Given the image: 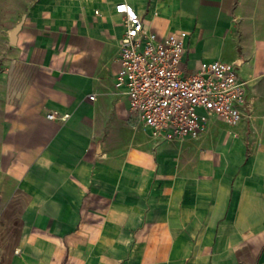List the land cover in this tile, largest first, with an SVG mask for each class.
Masks as SVG:
<instances>
[{
    "label": "crops",
    "instance_id": "crops-1",
    "mask_svg": "<svg viewBox=\"0 0 264 264\" xmlns=\"http://www.w3.org/2000/svg\"><path fill=\"white\" fill-rule=\"evenodd\" d=\"M121 3L161 39L187 31L186 72L237 63L251 116L213 119L184 141L138 125L116 87ZM17 11L0 2V216L10 230L20 221L8 264H264V0H41Z\"/></svg>",
    "mask_w": 264,
    "mask_h": 264
},
{
    "label": "built area",
    "instance_id": "built-area-1",
    "mask_svg": "<svg viewBox=\"0 0 264 264\" xmlns=\"http://www.w3.org/2000/svg\"><path fill=\"white\" fill-rule=\"evenodd\" d=\"M116 11L124 15L126 27L118 43L116 87L128 97L130 116L152 137L197 139L213 119L235 126L251 116L249 81L240 77L237 63L203 62L196 72H186L187 31H172L161 39L129 3L117 5ZM48 117L57 118L54 113Z\"/></svg>",
    "mask_w": 264,
    "mask_h": 264
},
{
    "label": "rangeland",
    "instance_id": "rangeland-1",
    "mask_svg": "<svg viewBox=\"0 0 264 264\" xmlns=\"http://www.w3.org/2000/svg\"><path fill=\"white\" fill-rule=\"evenodd\" d=\"M12 1L16 4V6L18 8L17 17L20 18L25 4H28L30 6H34L35 4H38L41 0H12ZM0 2H9V0H0ZM5 12L7 13L8 11L2 10V13H5ZM6 18H8L7 14H6ZM3 28L5 29V27L0 26V31L3 30ZM6 41H7L6 37H5V41H4V38L2 41H0V48L1 49H4L7 47L8 42H6ZM1 192L2 191L0 188V215H1L2 209L5 206V201L2 200V198H1V194H2ZM7 216H5L3 219L0 216V264H8V253H7L8 251L5 250V246L8 243V241H10V240L12 241V239H10L8 237H10V236L15 237L17 235V232H18L19 227H20L19 218L14 215V217L12 218V221H11L13 224V228L11 229V230H13L12 235H10V233H8V232L5 233L4 232L5 230L9 231L11 228V227L9 228L8 224H6V222H5V219Z\"/></svg>",
    "mask_w": 264,
    "mask_h": 264
},
{
    "label": "water",
    "instance_id": "water-1",
    "mask_svg": "<svg viewBox=\"0 0 264 264\" xmlns=\"http://www.w3.org/2000/svg\"><path fill=\"white\" fill-rule=\"evenodd\" d=\"M19 30H20V26H17L16 28L13 29V31L11 33V43L12 44L16 43V35H17Z\"/></svg>",
    "mask_w": 264,
    "mask_h": 264
}]
</instances>
